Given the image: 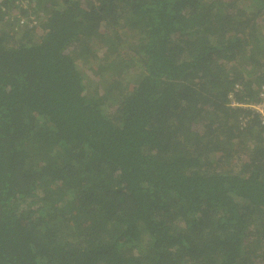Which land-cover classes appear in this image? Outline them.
I'll list each match as a JSON object with an SVG mask.
<instances>
[{"label":"trees","instance_id":"obj_1","mask_svg":"<svg viewBox=\"0 0 264 264\" xmlns=\"http://www.w3.org/2000/svg\"><path fill=\"white\" fill-rule=\"evenodd\" d=\"M262 113L264 0H0V264H264Z\"/></svg>","mask_w":264,"mask_h":264},{"label":"built area","instance_id":"obj_2","mask_svg":"<svg viewBox=\"0 0 264 264\" xmlns=\"http://www.w3.org/2000/svg\"><path fill=\"white\" fill-rule=\"evenodd\" d=\"M24 23H26V24H28L29 26H33V25H35V24H37V20H34L33 18H31V19H25V18H20L19 19V22H18V20H17V24L20 26V25H23ZM236 86H238L237 84H235L234 85V87L236 88ZM232 105H235V104H238V103H231ZM257 108H258V106H257ZM261 112H263V110L261 111ZM263 114V113H262ZM262 123H264V114L262 115Z\"/></svg>","mask_w":264,"mask_h":264},{"label":"rangeland","instance_id":"obj_3","mask_svg":"<svg viewBox=\"0 0 264 264\" xmlns=\"http://www.w3.org/2000/svg\"><path fill=\"white\" fill-rule=\"evenodd\" d=\"M101 51H102V50H99V51L97 52V54H100ZM77 64H78V66H79L81 69L84 68L83 65L81 64V61H78Z\"/></svg>","mask_w":264,"mask_h":264}]
</instances>
